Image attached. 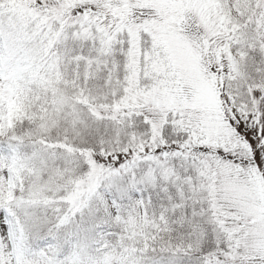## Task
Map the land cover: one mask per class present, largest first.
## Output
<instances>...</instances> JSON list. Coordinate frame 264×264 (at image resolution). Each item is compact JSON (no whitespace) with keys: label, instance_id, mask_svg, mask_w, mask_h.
<instances>
[{"label":"snow or ice","instance_id":"snow-or-ice-1","mask_svg":"<svg viewBox=\"0 0 264 264\" xmlns=\"http://www.w3.org/2000/svg\"><path fill=\"white\" fill-rule=\"evenodd\" d=\"M0 264H264V0H0Z\"/></svg>","mask_w":264,"mask_h":264}]
</instances>
